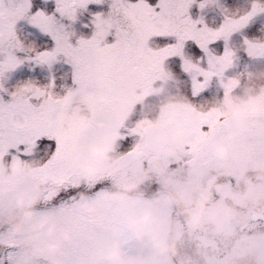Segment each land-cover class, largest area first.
Returning <instances> with one entry per match:
<instances>
[{
	"label": "rangeland",
	"instance_id": "374dc122",
	"mask_svg": "<svg viewBox=\"0 0 264 264\" xmlns=\"http://www.w3.org/2000/svg\"><path fill=\"white\" fill-rule=\"evenodd\" d=\"M155 2L159 4L156 11L169 19L185 6L183 0ZM206 2L203 10L193 5L191 16L203 18L208 29H217L225 16L244 15L251 0ZM41 6L51 10L52 2ZM254 24L258 30L237 31L230 38L237 59L228 76L237 82L235 87L225 94L213 80L211 95L195 102L196 111L191 110V80L206 76L208 66L192 51L195 44L191 40L177 42L176 55L188 75L178 72L177 62L169 60L157 84L158 94L127 109L132 116L154 117L161 105L184 106L178 123L157 128L147 138L146 163L122 157L119 131L90 141L77 158V181L83 187L74 199L90 203L93 186L102 181L95 203L102 213L113 204L124 206L119 232L105 225L85 232L79 211L45 203V185L37 178L24 179L5 197L6 203L0 208V246L7 241L19 242L16 264H264V222L251 221L241 236L235 227L239 218L249 223L252 213L264 210V60L245 56L249 42L264 41V16ZM76 28L78 34H92L90 28L81 29L79 24ZM18 32L26 47L45 45V40L26 25H20ZM162 43L158 38L151 41L152 47ZM67 70L63 62L51 71L26 63L9 74L6 86L14 88L27 80L47 84L55 75L59 91ZM118 79L126 89L136 86L135 79L125 73L118 74ZM122 103L128 105L127 97ZM209 109L222 113V122L200 139L193 156L187 125L194 127L198 114ZM78 118H69L61 130L63 135L72 134L71 121ZM15 174L9 161L0 157V175ZM28 204L32 218L21 231H14L12 224ZM146 212L151 218L142 223ZM45 217L49 225L35 230L33 226ZM51 224L57 227L48 234ZM157 241L162 243L158 246ZM57 243L58 247L49 249L48 245ZM114 251L118 258L111 256Z\"/></svg>",
	"mask_w": 264,
	"mask_h": 264
},
{
	"label": "snow or ice",
	"instance_id": "6c2138e0",
	"mask_svg": "<svg viewBox=\"0 0 264 264\" xmlns=\"http://www.w3.org/2000/svg\"><path fill=\"white\" fill-rule=\"evenodd\" d=\"M51 2L49 10L41 6L48 0H0V157L6 158L16 173L0 175V208L24 179L37 178L45 185V203L79 211L85 232L100 225L119 232L124 206L113 204L102 213L95 203L102 181L93 186L90 203L74 199L83 187L77 181V158L90 141L119 131L122 157L146 163L147 138L157 128L178 123L184 106L161 105L154 117L132 116L128 107L139 106L158 94L157 84L169 60L177 62L178 72L188 75L176 55L178 41L191 40L195 44L192 51L208 66L206 76L191 80V110L196 111L195 102L211 95L213 80L225 94L230 92L237 83L228 76L237 59L231 35L256 29L254 21L264 16V0H251L242 16H225L217 29H208L203 18L191 16V7L203 10L206 0H183L184 8L171 19L156 11L159 4L155 0ZM85 15L88 19L82 20ZM22 24L38 33L45 45L26 47L18 32ZM77 24L81 29L90 28L92 34H78ZM157 38L163 43L152 47L151 41ZM245 56L264 60V41L249 42ZM60 62L68 70L59 91L55 75L47 84L27 80L14 88L6 86L9 74L26 63L51 71ZM120 73L134 78L136 86L130 90L122 87ZM125 97L127 106L122 103ZM76 115L79 118L71 121L72 134L63 135L62 128ZM222 117L217 109H209L198 114L194 127L187 125L193 156L200 139L218 128ZM0 247V264H16L19 242L7 241Z\"/></svg>",
	"mask_w": 264,
	"mask_h": 264
},
{
	"label": "clouds",
	"instance_id": "9594fccd",
	"mask_svg": "<svg viewBox=\"0 0 264 264\" xmlns=\"http://www.w3.org/2000/svg\"><path fill=\"white\" fill-rule=\"evenodd\" d=\"M221 154H223L224 150L221 149ZM22 205L24 204V201H21ZM32 218V210H31V204H28L27 206L24 207L23 209V213L21 218L16 221L15 223L12 224V227L14 229V231H21L24 227V224L30 220ZM151 218V213L150 212H146L143 219H142V223H147ZM46 225H49V219L47 217L41 219L38 224L34 225L33 228L35 230H39V229H43ZM56 225L55 224H51L48 227V234H52L55 230H56ZM65 236H67V234L65 233ZM162 242L157 241L158 246L161 244ZM59 244H50L48 245L49 249H55L56 247H58ZM111 256L113 258H118V252L114 251L111 253Z\"/></svg>",
	"mask_w": 264,
	"mask_h": 264
},
{
	"label": "flooded vegetation",
	"instance_id": "af4514ba",
	"mask_svg": "<svg viewBox=\"0 0 264 264\" xmlns=\"http://www.w3.org/2000/svg\"><path fill=\"white\" fill-rule=\"evenodd\" d=\"M249 219V217H248ZM250 220V219H249ZM247 222H245V220H241V218H239L237 220V224L235 225V227H237V236H241V233L244 232L251 224V221L246 220ZM257 221H261V220H257ZM248 223V224H247ZM245 224H247L245 227H243Z\"/></svg>",
	"mask_w": 264,
	"mask_h": 264
},
{
	"label": "water",
	"instance_id": "95a60500",
	"mask_svg": "<svg viewBox=\"0 0 264 264\" xmlns=\"http://www.w3.org/2000/svg\"><path fill=\"white\" fill-rule=\"evenodd\" d=\"M257 220H261L264 222V210L262 213H252L251 214L250 221H257ZM247 224H245L243 227H245Z\"/></svg>",
	"mask_w": 264,
	"mask_h": 264
}]
</instances>
